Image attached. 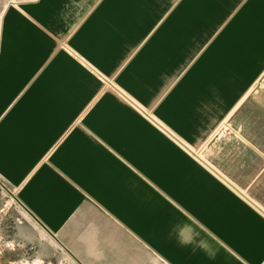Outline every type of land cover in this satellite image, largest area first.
Listing matches in <instances>:
<instances>
[{"label":"crops","instance_id":"crops-1","mask_svg":"<svg viewBox=\"0 0 264 264\" xmlns=\"http://www.w3.org/2000/svg\"><path fill=\"white\" fill-rule=\"evenodd\" d=\"M143 1L7 8L0 177L76 264H264V66L253 94L201 123L183 30L154 45L122 13ZM208 3L230 47L223 70L261 65L264 0Z\"/></svg>","mask_w":264,"mask_h":264},{"label":"rangeland","instance_id":"rangeland-1","mask_svg":"<svg viewBox=\"0 0 264 264\" xmlns=\"http://www.w3.org/2000/svg\"><path fill=\"white\" fill-rule=\"evenodd\" d=\"M16 1L19 0H0V35L7 8ZM156 1H143L144 5L137 6L136 11L122 13H125L124 17L128 13V17L135 20V34L141 36L150 33L154 45L158 36L164 35V30L168 27L176 26L179 31L183 30L178 45L184 51V84L191 85L196 81L200 83L198 95L201 123L216 121L218 125L239 99L254 93V90H249L255 87L254 83L263 69L264 60L261 65L252 69L254 60L250 61V67L246 64L239 66L237 59L235 62L229 60L226 62L228 68L223 70V59L218 56L230 47L227 46L226 50L222 47L225 36L223 19L218 21L215 17L209 18L210 12L206 10L211 4L208 3L209 0ZM258 6L259 3L255 8ZM251 14L253 13L249 12L248 16L253 17ZM258 14H262V11ZM131 33L134 34L132 30ZM214 66L215 69L211 70ZM212 83L213 90L207 91ZM196 93L194 91L193 94ZM16 192V188L9 186L0 177V264H76L17 203L13 195Z\"/></svg>","mask_w":264,"mask_h":264},{"label":"water","instance_id":"water-1","mask_svg":"<svg viewBox=\"0 0 264 264\" xmlns=\"http://www.w3.org/2000/svg\"><path fill=\"white\" fill-rule=\"evenodd\" d=\"M14 198L29 214H31V212L28 210V208L15 195H14Z\"/></svg>","mask_w":264,"mask_h":264}]
</instances>
